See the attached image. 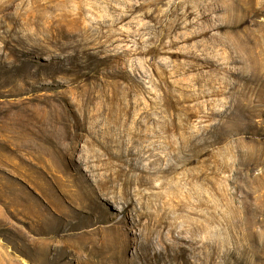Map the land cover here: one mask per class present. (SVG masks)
I'll return each instance as SVG.
<instances>
[{
    "label": "rangeland",
    "instance_id": "1",
    "mask_svg": "<svg viewBox=\"0 0 264 264\" xmlns=\"http://www.w3.org/2000/svg\"><path fill=\"white\" fill-rule=\"evenodd\" d=\"M148 244L264 264V0H0V264Z\"/></svg>",
    "mask_w": 264,
    "mask_h": 264
},
{
    "label": "bare ground",
    "instance_id": "2",
    "mask_svg": "<svg viewBox=\"0 0 264 264\" xmlns=\"http://www.w3.org/2000/svg\"><path fill=\"white\" fill-rule=\"evenodd\" d=\"M62 122H63L64 125L68 123L66 120H63V119H62ZM33 131H34L33 132L34 137H32V140H30V142H31V145L32 144H36V146H43V145H40L38 143V141L42 139L43 141L49 142L53 147L60 148V147H63L64 146V141L67 140V139H69L70 138V135L75 136V133L71 134L65 128V130H63V132H61L57 136L56 141H51L48 138H46L43 135H41L38 130H35V128H34ZM47 154L50 157V160L49 161L50 162H55L58 165V162H56L55 155L52 154V153H46V155ZM50 166L47 167V170H49L51 168ZM52 166H55V169H56V165H52ZM57 168H60V167L57 166ZM57 171H59V170H57ZM53 175H54V178H55L56 181L58 179V180H61L62 182H64V180H62L61 178H59L58 176H56L55 173H53ZM74 186H77L80 189L82 188L81 186H78L77 183L74 184ZM178 207H180V205L175 206V208H178ZM227 208H229V207H227ZM39 218L40 217L37 218V222L38 223L40 221ZM67 218H68V221L66 223V226L68 227V230H72V229L80 230V229L86 228L85 223L80 222V221H77V222H74L73 221L74 218H75V214H74V212L71 209H70V211L67 214ZM156 223H157L158 226H159V224H163V222L160 219L157 220ZM193 230L194 231H200L198 227H195ZM158 233H159V231H158ZM222 234H223V231H221V230L206 229L205 238L206 239H212L214 241V243H215V247L220 248L221 246L224 245V239L223 238H225V237H223ZM79 238L82 239L83 237L81 235H79ZM148 238H149V235H148ZM183 240H184V238L183 237H180V236H178V237L175 238V241L176 242H180V241H183ZM88 241L91 243V241H93V239H88ZM85 242H87V241H85ZM84 244L87 245V243H84ZM164 244H165V248H167V249H169V248L172 249V247L174 246L173 244H170V243H164ZM150 246H151L150 244L147 245L148 253H146V255H144V258H145L144 259V264H164L165 259H166V256H168V255H166V253H164L162 251L154 250L153 248L151 249ZM174 247L176 249L173 251V253L172 254H169L168 253L173 258L179 257L181 255V252L182 251H185V248L183 247L182 244H179L178 243V245H175ZM93 248L95 249V245H93ZM98 255H99V253H98ZM220 257L221 258H224V259H226V258H233V255L232 254L226 255V254L220 253V252L217 253L215 250L212 251V253H211V258L212 259L220 258ZM97 263L98 264H109V263L112 264V258L109 259L107 256H104L103 255V257L101 256L100 259L97 261Z\"/></svg>",
    "mask_w": 264,
    "mask_h": 264
}]
</instances>
